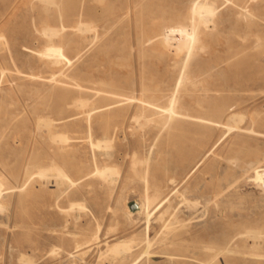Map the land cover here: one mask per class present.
<instances>
[{
    "label": "rangeland",
    "instance_id": "374dc122",
    "mask_svg": "<svg viewBox=\"0 0 264 264\" xmlns=\"http://www.w3.org/2000/svg\"><path fill=\"white\" fill-rule=\"evenodd\" d=\"M191 3L0 0V264H264V0H238L249 19L215 0V28L189 55L175 30ZM170 97L192 119L142 107ZM53 163L73 186L36 176ZM131 238L127 258L104 255Z\"/></svg>",
    "mask_w": 264,
    "mask_h": 264
},
{
    "label": "bare ground",
    "instance_id": "6f19581e",
    "mask_svg": "<svg viewBox=\"0 0 264 264\" xmlns=\"http://www.w3.org/2000/svg\"><path fill=\"white\" fill-rule=\"evenodd\" d=\"M51 2V0H47V2ZM224 2L228 3L229 2V5H233L237 8H239L241 10V15L244 17V18H250L252 17V12H248L249 11V8L251 7L249 4H244V5H240L238 3V0H223ZM214 2L215 0H192V3H191V10L189 12V20H190V23L189 24H181L179 25V28H177L175 30V36H177V43L180 44V48H182L183 50L185 49L187 54L189 55H192L194 53V49H195V45L196 44H199L200 48H202V44H203V37L206 35V33L208 34V36L211 34L212 30L215 28V27H212L210 28L213 24H214V21H216V15H217V11H216V7L214 5ZM88 15V11L87 10H83L82 13H81V17L82 16H86ZM242 17V18H243ZM87 24V23H85ZM86 26V25H85ZM210 26V27H209ZM89 29H91V27L89 26L88 27ZM79 29H83L85 32L87 30V27H86V30L85 28L82 26H79L78 27V30ZM93 29V28H92ZM45 30V29H44ZM58 30V29H57ZM49 33L50 34V37L51 36H55L57 33L56 31L50 29V28H46V31L45 33ZM44 34V33H43ZM52 46L54 44H51ZM186 61V60H185ZM5 71V70H4ZM56 75V74H55ZM53 79V78H52ZM53 81V80H52ZM182 81V78L180 80V82ZM51 82V81H50ZM78 87H80L81 89H83V87L79 86L77 84ZM76 86V87H77ZM179 87V85H178ZM79 89V88H78ZM84 91V89H83ZM92 91V90H91ZM97 93V92H96ZM103 93L105 94H108V95H113L111 93H108V92H105L103 91ZM102 97H104V95H102ZM107 97V96H106ZM130 97H127L128 100H131L129 99ZM132 99L134 97H131ZM170 102L168 104V106L166 107H159V106H153L151 105V103H148V102H143L141 101L142 103V107H152L154 113L156 115H158L159 117H161L165 123L167 124H170L172 126H174V124L176 122H174L175 120H190V118L192 119V117H189L188 115H184L182 113H179L175 110V104H176V100L175 99H172L170 97ZM87 101H76L75 102V106L77 108H85L87 103ZM70 107V106H68ZM93 108V107H92ZM94 109H90L88 110L87 112V115L88 117H90V112H92ZM95 111V110H94ZM5 114V113H4ZM48 116V115H47ZM37 117V116H35ZM142 117V116H141ZM43 118V117H42ZM72 118V117H71ZM69 119V118H68ZM133 119V118H132ZM136 119V118H135ZM142 119V118H141ZM234 119V118H233ZM37 120V119H36ZM43 120V119H42ZM41 119H39V121L42 122ZM148 120V119H147ZM232 120V119H231ZM45 121V120H43ZM50 121V120H49ZM49 121H45L47 122L46 123V126H50V125H53L51 123H49ZM52 121V120H51ZM144 121V120H143ZM195 121L200 123V124H205V122H207L208 120L204 119V118H195ZM37 123L40 125V123ZM53 122V121H52ZM44 122H42L43 124ZM54 123V122H53ZM134 123H137L134 121ZM48 124V125H47ZM45 127V124L43 125ZM53 127V126H52ZM101 128L103 129L104 132H106L108 130V123L107 121H103L101 122ZM163 128V126H162ZM44 129V128H43ZM230 129V128H228ZM45 130V129H44ZM56 130V129H55ZM49 134V133H48ZM53 135V134H52ZM56 135V134H54ZM53 135V137H54ZM49 136V135H48ZM104 137V136H102ZM55 138L57 139V141L60 143H65V141L67 140V138L64 136V135H57L55 136ZM56 140L54 138L51 137V140ZM52 140V142H53ZM57 142V143H58ZM89 142H90V146L91 147H97L99 148L101 145H104V146H101V148L99 149H102L103 147H106V148H109V142L110 140H107V137H104V139H100V140H96L94 141L92 139V136H91V133L89 134ZM106 148H103L106 150ZM97 150V149H96ZM104 150V151H105ZM108 150V149H107ZM99 151V150H98ZM109 151V150H108ZM105 156H111L109 153H106L104 154ZM68 162H65L64 163V166H66ZM247 168V167H246ZM28 173V172H27ZM26 174V173H25ZM35 174V173H33ZM31 174V175H33ZM116 174V171L113 167H110V166H104L102 168H96L95 171L93 172V175L97 176L98 178H100L103 182H106L108 181V179L112 176ZM29 175V174H28ZM48 175H53V177L55 178L56 181H59L60 184L61 182L62 183H69L71 186H73V181L70 179L69 175L67 174V172L65 171L64 168H62L61 166L53 163L51 164V166L47 167V168H44L42 166H39L37 167V171H36V176L40 179H47ZM31 177V176H30ZM51 178V176H49ZM52 178V179H54ZM27 179V178H26ZM32 179V177H31ZM114 181V180H113ZM30 182V181H29ZM36 183V182H35ZM44 183V182H43ZM113 183V182H112ZM30 183H28L29 185ZM32 186V185H31ZM12 188V187H11ZM3 182L0 180V198H1V193L3 191ZM24 189H21L19 190L20 193L23 192ZM60 197V196H59ZM152 199L153 197L149 194V193H146L145 197H144V200L138 204V209L136 211L137 214H140L142 215L143 217V220H144V224H145V230H149V225H150V216H151V212H150V205H151V202H152ZM163 201V200H162ZM191 204V203H190ZM189 204V205H190ZM73 206V205H72ZM75 206V205H74ZM77 206L80 208L81 205L80 204H77ZM190 207V206H189ZM215 207V205H214ZM0 209H3V205L1 203V199H0ZM68 209V208H67ZM78 209V208H76ZM63 210V209H62ZM71 210V209H70ZM73 211V209L71 210ZM167 211H163L162 213L159 214L158 218L161 219L163 218L164 214H166ZM185 213V212H184ZM136 216V215H135ZM170 216V215H169ZM194 217V216H193ZM144 230V233H146V231ZM250 233V232H249ZM254 234V232H252ZM98 234H99V229L96 231L95 233V237L94 239L97 240L98 239ZM257 234V233H255ZM146 236V234H145ZM176 236V235H175ZM246 236V234H245ZM248 236V235H247ZM254 236V235H253ZM257 236V235H256ZM249 237V236H248ZM254 239V237H252ZM257 238V237H256ZM260 239V238H259ZM250 240V239H249ZM133 239H120V240H117L115 242H113L112 244H108V243H104L106 245V249L104 251V255L108 256L112 261H121L125 258H127V256L129 255V253L132 252V249H133ZM145 242V240H144ZM151 242V241H150ZM145 248L146 250L145 253H147V250L150 246V243L147 241L145 242ZM79 247V246H78ZM255 247V246H254ZM204 250V249H203ZM209 250V249H208ZM143 253V252H142ZM103 253H100V255H102ZM141 255V254H140ZM23 256V255H22ZM180 256H183L185 258H189L190 256L189 255H186V254H182ZM25 262V260H22ZM23 263V262H22Z\"/></svg>",
    "mask_w": 264,
    "mask_h": 264
}]
</instances>
